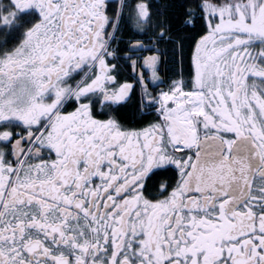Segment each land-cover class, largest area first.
<instances>
[{
	"label": "snow or ice",
	"instance_id": "obj_1",
	"mask_svg": "<svg viewBox=\"0 0 264 264\" xmlns=\"http://www.w3.org/2000/svg\"><path fill=\"white\" fill-rule=\"evenodd\" d=\"M0 264H264V0H0Z\"/></svg>",
	"mask_w": 264,
	"mask_h": 264
}]
</instances>
